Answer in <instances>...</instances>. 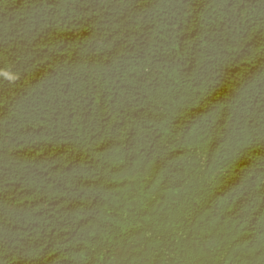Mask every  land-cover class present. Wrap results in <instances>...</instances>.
I'll list each match as a JSON object with an SVG mask.
<instances>
[{"label": "trees", "instance_id": "obj_1", "mask_svg": "<svg viewBox=\"0 0 264 264\" xmlns=\"http://www.w3.org/2000/svg\"><path fill=\"white\" fill-rule=\"evenodd\" d=\"M0 264H264V0H0Z\"/></svg>", "mask_w": 264, "mask_h": 264}]
</instances>
